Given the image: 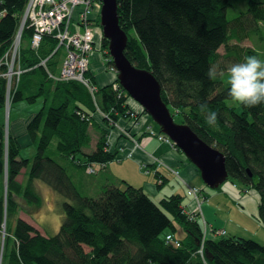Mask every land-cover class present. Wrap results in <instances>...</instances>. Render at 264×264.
<instances>
[{
	"label": "trees",
	"instance_id": "obj_1",
	"mask_svg": "<svg viewBox=\"0 0 264 264\" xmlns=\"http://www.w3.org/2000/svg\"><path fill=\"white\" fill-rule=\"evenodd\" d=\"M25 3L0 0V58L16 33ZM229 5V0H117V14L128 36L126 56L152 72L161 86L162 100L180 123L189 124L225 154L227 179L240 188L259 191L258 214L264 226V104L250 108L240 103V110L228 106V72L223 64H216L222 56L238 60L260 57L259 51L241 43L251 34H260L259 40H263L257 23L264 26V0H248L247 9L231 20L226 16ZM129 31L134 32L136 45ZM30 33L26 28L22 36L29 39ZM106 42L104 38L105 46ZM55 44L53 37L44 36L39 52L50 53ZM222 46L224 52L220 53ZM28 47L23 56L21 53V66L27 69L23 76L40 70L48 77L45 68L34 66L38 62ZM210 67L217 70L215 80L207 75ZM87 77L97 86L94 94L77 81L48 77L53 81V95L48 94L49 103L44 99L26 125L30 142H36L31 158H17L19 143L9 132L5 137L0 121V264H187L188 257L194 258L190 264H264V243L239 236L207 238L204 245L210 258L205 262L199 258L201 221L185 209L178 193L155 202L128 183L124 188L106 184L96 197L78 189L66 168L46 155L51 141L56 139V150L74 166L97 174L96 164L111 162L117 155L108 141L109 131L119 121L129 122L132 112L136 114L121 85H101L90 70ZM5 79L0 76V108L4 106ZM39 94L25 95L16 87L11 101L25 98L32 102ZM95 112L103 117L98 119ZM152 124H144L143 132L158 139L159 126L155 129ZM91 127L98 137L94 148L85 151L91 147ZM27 166L29 183L23 188L15 178ZM33 179L42 180L65 198L63 218L53 235H43L17 216L15 194L40 204L30 184ZM178 228L183 237L176 234ZM165 234L179 244L167 242Z\"/></svg>",
	"mask_w": 264,
	"mask_h": 264
},
{
	"label": "crops",
	"instance_id": "obj_2",
	"mask_svg": "<svg viewBox=\"0 0 264 264\" xmlns=\"http://www.w3.org/2000/svg\"><path fill=\"white\" fill-rule=\"evenodd\" d=\"M257 38L259 40V37ZM28 40L30 44V37ZM61 63L57 72H53L51 70L50 71L54 74H58ZM1 71H5V68H2ZM44 71L47 75L46 69H44ZM100 72L103 73L102 70ZM109 79L110 76H107L105 75V73H103L100 77V80H96L99 84L100 81L102 84H108ZM5 82L4 106L9 104L12 96V94L10 93L9 101L8 103H6V79ZM17 85L18 83L15 84V87H17ZM40 98L43 105L45 101L44 99L48 98V93H45L42 96L40 95ZM129 98L127 99V103L136 112L137 120L132 119L129 122L127 120L119 121V125L117 126L118 129L117 127L111 129L108 135V141L110 142L111 146L114 147V149L117 151L116 158L113 161L107 163V165L103 169H101L97 174L94 175L89 174L84 168L76 165L75 170L77 171V180L73 177V175L70 176L78 189L88 195L97 196L102 186L106 184H113L116 187L121 188L123 185L125 186L124 183H128L135 187L141 188L155 202H158L159 199L163 196L175 193L182 195L183 191L187 196L186 189L188 188V186H198L200 187L202 195L204 197L203 204H201L200 208L198 209L194 204L195 201L193 200V198L191 196H187L189 200L188 198H186L187 203L184 206L187 211L197 214L198 218L201 221L202 230L206 234L207 238L217 239L223 236L216 234V230L223 229L227 233L225 236L251 238L258 242L264 243V226L258 214L259 197L257 199L250 195H247L246 193V191H248L252 187L243 189L233 183L230 188H218V192L214 193L206 192L202 186V183L200 182L201 177L198 168L185 157L182 151L166 142L160 141L156 138H152L150 135L145 133V130L143 132L144 124H151V122L149 121L150 119L145 116L146 112L144 110H141L142 107L140 109L135 108L134 104L130 103ZM34 113L36 112L33 111L25 117L20 116L23 127H26L29 119L34 115ZM94 115L98 119L103 117L99 112H95ZM18 116L19 115L16 114L15 117L17 118ZM154 128L157 129L156 127ZM23 132H25V134L23 133V135L27 136L26 130H23ZM21 134L22 133H12V136L17 138L20 148L22 147V145L19 142L18 137ZM122 134L126 135V137L122 136ZM133 139L136 140L138 145H136ZM96 141L97 138L92 137L90 146L92 147V145L95 144ZM34 143L35 142L31 143L30 140L26 138V144ZM89 148H86L85 151ZM17 158L20 159L24 157H22L18 153ZM172 169L178 172L174 173ZM168 176H171L174 179L172 183H169L170 178ZM15 179L19 183V185L24 188L29 183L28 166L23 167L19 171ZM39 180L40 179H33L30 182L31 186H33V188L36 187L37 185H35V183H38ZM44 185V195L50 193L53 196H57V192H55L54 189H52L45 183ZM35 190L39 194L40 191H38V189L36 188ZM239 191H241L242 194H239ZM17 197L21 196L18 194L14 195L15 200L18 202V204H20L19 200L22 197ZM229 200L239 203L243 209L234 206V204L231 208H229ZM235 211L236 213L231 214V212ZM17 216L25 219L27 222L37 228L43 235L48 236V234L43 229L39 228V226L35 224L31 218L25 217L18 210Z\"/></svg>",
	"mask_w": 264,
	"mask_h": 264
},
{
	"label": "rangeland",
	"instance_id": "obj_3",
	"mask_svg": "<svg viewBox=\"0 0 264 264\" xmlns=\"http://www.w3.org/2000/svg\"><path fill=\"white\" fill-rule=\"evenodd\" d=\"M229 2H230V5L227 8L226 16L230 20L235 18L239 14L240 11H245L247 9V6H248V0H229ZM101 5H102V3L100 4V7H101ZM100 7H99V9H100ZM22 14H23V12H22ZM21 17H22V15H21ZM20 20H21V18H20ZM72 21L77 22V16L76 15H74L72 17ZM93 27H94L93 38H94L95 44H94L93 49H92L91 57L89 58V68L88 69L90 71H92V75L97 80H100V77L102 76V74L105 73V75L110 76L108 84H111L113 87L114 86L118 87L120 84L118 83V79L116 77L117 70L114 67L113 63L109 62L110 55H109V51H108V47H107L108 41L106 42V46H105L104 45V38L105 37H103V35H102L101 26L99 24V14L93 20ZM257 27H258L257 32H261L264 36V26L262 24L257 23ZM24 29H26V28H24ZM128 35L133 40V43L136 45L137 42H136V36H135L134 32L129 31ZM257 36L259 38H261L260 34H258ZM257 36L255 34H251L250 36H248V39H245L241 43V45L242 46H250L251 48H254L257 51H259V53H260L259 59L264 61V40H258ZM30 39H31V36H30ZM263 39H264V37H263ZM41 45H42V42L40 44V47L37 50H34L33 48H31L28 38H25L24 36H22V38H21V50H20V61H21V53L23 56V51H24L23 49L27 48L29 46L28 48L31 49L30 51L33 53L34 58L39 63L40 59L45 58V56L49 53V51L46 53H44V52L40 53L39 51H40ZM6 50H5V52H6ZM63 51L64 50L62 48L59 49L57 51L58 53L56 52L57 54H54L52 57H50L48 59L47 66H48L49 70H51L53 72L58 71L59 65H60L61 60L63 58ZM218 51L220 53H223L224 47L223 46L220 47ZM4 53H3V55H4ZM3 55H2V57H3ZM96 55H97V57H96ZM238 62H243V60H238L234 56H230V57H226V58H224L222 56L217 60L216 64L218 65L219 63H221V64H223V66H225L226 69H228L232 64L238 63ZM38 63L34 66H37ZM50 63H53L54 65L50 66ZM138 65H139V67L144 66L141 63H139ZM111 66H113L115 68V71L110 70ZM2 68H5L4 64H2L0 66V70ZM101 70L103 71V73L100 72ZM110 72H112V73H110ZM24 73L25 72H23L20 75L19 80H15L13 82L10 93L12 94L15 91V89H16L15 84L19 83V81H20L17 88H22L24 90L25 95H31L33 93H36L37 91L40 92V94L37 97H35V100L32 102L28 101L25 98L17 99L15 101H10L9 104H7L6 106H3V108H0V121L4 125L6 138H7L8 132L11 135H12V133H22L18 137L19 142L22 145V147L19 150V155H21L24 158H31L36 152V142L34 144H26V138L29 139V137L23 135V133L25 134V132H23V130L25 131L26 127L22 126L20 116L25 117L33 111L37 112L40 109V107H42V101H41L40 95L42 96L45 93H48V94L50 93L53 95V92L51 91V89L53 88V85H52L53 81L49 80L48 77L45 78L40 70H34V71L23 76ZM100 84L102 85L101 81H100ZM50 97L51 96L48 95L47 103H49ZM127 97L129 98L130 96L127 94ZM129 100H130V103L134 104L135 108H137V109L141 108V106L138 103H136L134 100H132L131 97L129 98ZM226 104L228 106L235 107L237 110H240V103L235 101L232 97H229L226 99ZM16 114L19 115L17 118L15 117ZM136 116H137V114H136ZM145 116H147L149 118V116L147 114ZM174 117H175V121L179 122V117L178 116H174ZM149 119H150L149 121L151 123H153V125L156 127L157 124L151 118H149ZM117 129H118V127H117ZM89 131H90L91 137H93V138L98 137L96 134V133H98V131L96 129L91 127V130L89 129ZM124 134H126V133H124ZM124 134H122V136L126 137V135H124ZM14 139L16 140V142H18L16 137H14ZM92 141H93V139H92ZM5 144H7V141H5ZM169 144L176 147L173 144V142H172V144L171 143H169ZM94 146L95 145L93 144L92 147H90L88 150L92 149ZM110 146H111V144H110ZM111 148L114 149V147H112V146H111ZM45 153H46V155L50 156L55 161H57L58 163L63 165L66 168L68 175H73V177L77 180L76 177H78V176H77V171L75 170L76 166L73 165V163L71 162L70 159L64 157L63 155H61L56 150V139H53L51 141V143L47 147ZM106 165H107V163L106 164H104V163L103 164H96V166H97L96 168L98 169V172L101 169H103ZM112 167H113V164H112ZM173 170L174 169H172V171ZM4 177L6 179V172H5ZM168 177L170 178L169 183H172L174 181V179L171 176H168ZM5 179H3L2 183H1L3 186L4 192H5V187H6ZM42 182H43L42 180L41 181L39 180L38 183H35V185H37L36 187L33 188V186H32V189L37 194H38V192L35 190V188L38 189V191L42 192V193L39 192V194H38L40 197V204L36 205L33 203H28V202L24 201L21 197H17V198H21L19 200L20 204H18L19 205L18 211H20L25 217L31 218L32 221L35 224H37L39 226V228L43 229L49 236V235H53L58 230V228L60 226L61 220L63 218V214H62V210H61V204L63 201H65V198H64V196H62L58 192L56 193L57 196L56 195L53 196L50 193H47L44 195V192H45L44 183L45 182H43V183ZM200 182L202 183V186L206 192H209V193L210 192L211 193L218 192V188H214V189L209 188L203 182V180L201 178H200ZM232 185H233V183L229 179H226L225 181H223L220 184V189L230 188ZM192 186H194V185H192ZM124 187L125 186L123 185L121 188H124ZM188 187H191V186H188ZM195 187H198V186H195ZM198 188H200V187H198ZM246 193H247V195H250V196L257 198V199L259 197V191L257 189H254V188H250L248 191H246ZM239 194H242L241 191H239ZM187 196H191V195H187ZM187 196L185 195V193L183 191L182 202L184 205L187 203L186 202V198H188ZM188 200H189V198H188ZM194 204L196 205V203H194ZM228 204H229V208H231L234 204V206H236L240 209H243L239 203L234 202L232 200H229ZM234 213H236V211L231 212V214H234ZM2 231L5 232V226H3ZM176 234L178 236H181V237L184 236V233L182 230H177ZM220 234L222 235L223 233L221 232ZM260 243H262V242H260ZM202 255L203 254H200L198 252L199 258H201Z\"/></svg>",
	"mask_w": 264,
	"mask_h": 264
},
{
	"label": "built area",
	"instance_id": "obj_4",
	"mask_svg": "<svg viewBox=\"0 0 264 264\" xmlns=\"http://www.w3.org/2000/svg\"><path fill=\"white\" fill-rule=\"evenodd\" d=\"M100 4L101 0L26 1L16 33L0 59V66L5 65V71L0 70V76H4L7 81L6 103L9 101L13 82L19 80L20 75L26 71L20 65L21 38L24 28L31 29L30 46L34 50L40 47L44 36H51L56 41L54 49L38 63L39 66L46 69L48 77L55 81H77L85 86L91 94L96 92L97 86L90 81L86 74L89 70V58L95 44L93 20L100 12ZM74 15L77 16V22L72 21ZM61 48L64 50V57L59 73L54 74L48 69L47 61ZM110 70L115 71V68L111 66ZM129 119L137 120L136 114L132 112ZM157 137L159 140L172 144L169 137L163 133H158ZM134 142L138 145L136 140ZM89 171H93V169L89 168ZM173 172L177 173L178 171L173 170ZM186 193L187 195L192 194L191 196L199 209L204 202L201 189L191 186L188 187ZM221 232L224 233V230H216V234ZM166 241L179 244L171 234L166 236ZM197 252L203 254L204 251L199 248Z\"/></svg>",
	"mask_w": 264,
	"mask_h": 264
},
{
	"label": "water",
	"instance_id": "obj_5",
	"mask_svg": "<svg viewBox=\"0 0 264 264\" xmlns=\"http://www.w3.org/2000/svg\"><path fill=\"white\" fill-rule=\"evenodd\" d=\"M101 2L99 24L103 37L108 41L110 59L117 70L119 84L159 126L160 132L169 137L198 168L203 182L209 188H218L228 178L225 154L204 141L189 124L175 121L174 114L161 98V86L152 72L138 67L125 54L128 36L119 24L117 0ZM206 256L210 257L208 252Z\"/></svg>",
	"mask_w": 264,
	"mask_h": 264
},
{
	"label": "clouds",
	"instance_id": "obj_6",
	"mask_svg": "<svg viewBox=\"0 0 264 264\" xmlns=\"http://www.w3.org/2000/svg\"><path fill=\"white\" fill-rule=\"evenodd\" d=\"M227 72L229 95L235 101L250 108L264 104V61L255 55L247 56L243 62L232 64ZM207 75L215 80L217 70L210 67Z\"/></svg>",
	"mask_w": 264,
	"mask_h": 264
},
{
	"label": "bare ground",
	"instance_id": "obj_7",
	"mask_svg": "<svg viewBox=\"0 0 264 264\" xmlns=\"http://www.w3.org/2000/svg\"><path fill=\"white\" fill-rule=\"evenodd\" d=\"M101 9V8H100ZM188 189V188H187ZM187 189H186V192H187ZM213 189V188H212ZM187 194V193H186ZM192 195V194H191ZM227 233H226V231H224V233L222 234L223 236H225ZM1 235L4 237V235H5V232H3V231H1ZM218 235H221V234H218ZM165 236H166V234H165ZM207 239V236H206V234L203 232V230H202V234H201V238H199L197 241H198V249L199 248H202L203 249V256H202V260L205 262L206 261V259L208 258H210V257H207L206 256V252H208L207 250H206V248H205V245H204V241ZM209 253V252H208ZM210 255V254H209ZM192 259H194L193 257H188L187 258V261H186V263L187 264H190V261L192 260Z\"/></svg>",
	"mask_w": 264,
	"mask_h": 264
}]
</instances>
